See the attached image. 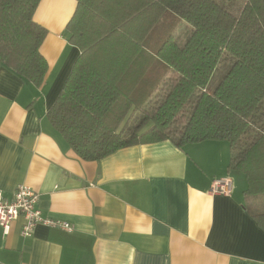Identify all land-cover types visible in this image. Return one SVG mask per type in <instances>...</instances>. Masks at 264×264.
I'll return each instance as SVG.
<instances>
[{"label": "crops", "instance_id": "obj_1", "mask_svg": "<svg viewBox=\"0 0 264 264\" xmlns=\"http://www.w3.org/2000/svg\"><path fill=\"white\" fill-rule=\"evenodd\" d=\"M77 4L41 0L35 12L47 30L41 85L0 64V190L12 198L30 185L43 217L74 228L40 223L28 237L24 217L7 234L0 226V264H264V193L246 194L227 140L136 144L89 161L53 127L48 112L81 53L67 32ZM225 177L231 194L212 192Z\"/></svg>", "mask_w": 264, "mask_h": 264}, {"label": "trees", "instance_id": "obj_2", "mask_svg": "<svg viewBox=\"0 0 264 264\" xmlns=\"http://www.w3.org/2000/svg\"><path fill=\"white\" fill-rule=\"evenodd\" d=\"M40 1L0 0V64L36 85L48 72ZM236 10L220 0H78L67 32L81 53L48 112L53 127L89 161L136 144L227 140L246 194L264 193V0Z\"/></svg>", "mask_w": 264, "mask_h": 264}, {"label": "built area", "instance_id": "obj_3", "mask_svg": "<svg viewBox=\"0 0 264 264\" xmlns=\"http://www.w3.org/2000/svg\"><path fill=\"white\" fill-rule=\"evenodd\" d=\"M234 185L231 177L215 180L211 191L218 194L230 195ZM39 194L28 184L17 186L12 198H7L0 190V226L7 234L13 221L24 217L22 234L32 236L34 229L40 223L52 227H61L72 231L73 226L59 219L45 218L37 207Z\"/></svg>", "mask_w": 264, "mask_h": 264}, {"label": "rangeland", "instance_id": "obj_4", "mask_svg": "<svg viewBox=\"0 0 264 264\" xmlns=\"http://www.w3.org/2000/svg\"><path fill=\"white\" fill-rule=\"evenodd\" d=\"M222 1L223 4L227 5L228 7H230L231 9H233L234 11H237V7H240V5L242 4L243 0H220ZM189 29V26L186 22L183 23V26H180L178 28V35L180 37V40H183L184 38V34L186 33V31ZM227 68V63H220L219 66L216 69V72L214 73L213 77H212V81L210 83V88L213 87L218 81L219 79L222 77L224 71ZM133 121H136L133 120Z\"/></svg>", "mask_w": 264, "mask_h": 264}]
</instances>
